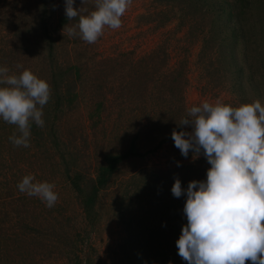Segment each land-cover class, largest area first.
Segmentation results:
<instances>
[{
	"label": "rangeland",
	"instance_id": "1",
	"mask_svg": "<svg viewBox=\"0 0 264 264\" xmlns=\"http://www.w3.org/2000/svg\"><path fill=\"white\" fill-rule=\"evenodd\" d=\"M76 2L79 0L74 7ZM229 2L239 13L240 3ZM166 4L165 0H132L121 18L122 26L116 30L106 26L94 44L78 36L77 42L63 28L61 34L55 32L60 66L72 67L62 76L66 83L61 94L66 97L71 90L77 99L69 109L63 107L60 121L54 113L46 116L50 121L44 126L62 124L53 161L35 146L29 155L36 150L34 170L38 168L42 176L33 182L54 184L58 200L48 208L31 199L38 219L26 222L37 230L28 227L23 231L29 236L7 241V252L0 250V264H187L176 247L187 224L183 213L187 197L175 198L171 188L175 178L185 190L190 181L206 180L211 166L202 154L194 158L190 152L185 158L172 139L161 141L179 128L188 108L205 101L220 99L238 107L260 100L264 106V0H248L244 14L229 22L240 36L237 40L230 38V32L218 34L211 17L200 14L193 18L174 3ZM94 10L89 5L87 12ZM55 16L58 20L65 16V0H56ZM67 37L76 43L68 42ZM226 37L232 42L230 49L223 48ZM230 50L232 56L227 55ZM45 65L35 75L42 80L46 77L50 86L52 79ZM235 70H239L237 75ZM162 74L173 75L166 81L168 86L177 80L182 88L179 99L169 90L162 92L169 99L168 107L156 99V81ZM141 79L149 85L143 96L141 88L136 89ZM155 113L170 119L168 130H162L153 118ZM7 124L0 119V127ZM6 133L0 129V165L11 152ZM133 143L144 156L123 159L104 187L89 182L97 180L110 157L124 154ZM64 154H71L72 160L66 158L72 161L70 172L63 166ZM74 171L84 177L83 193L68 180ZM20 179L16 174L7 180L11 187ZM89 192L94 199L90 209L84 198Z\"/></svg>",
	"mask_w": 264,
	"mask_h": 264
},
{
	"label": "clouds",
	"instance_id": "2",
	"mask_svg": "<svg viewBox=\"0 0 264 264\" xmlns=\"http://www.w3.org/2000/svg\"><path fill=\"white\" fill-rule=\"evenodd\" d=\"M65 0L67 20L78 23L64 26L69 37L94 44L105 27L122 26V16L132 0H95V10L74 7ZM82 5L85 0H81ZM22 68V65H17ZM0 119L16 126L8 139L16 147H30L31 122L43 127V107L49 102V84L30 70L9 74L0 67ZM180 128L191 131L171 133L174 146L187 158L201 154L211 166L206 180L190 181L183 189L179 178L171 188L175 198L186 195L183 213L187 224L176 241L178 255L187 264H264V106L260 100L233 107L217 99L187 109ZM177 166H180L179 163ZM24 176L18 190L38 197L45 206H55V185L33 182Z\"/></svg>",
	"mask_w": 264,
	"mask_h": 264
},
{
	"label": "trees",
	"instance_id": "3",
	"mask_svg": "<svg viewBox=\"0 0 264 264\" xmlns=\"http://www.w3.org/2000/svg\"><path fill=\"white\" fill-rule=\"evenodd\" d=\"M90 1L92 0H85V3L82 5L81 0H79V2H76L75 8L79 9L80 7H83L87 11L89 5L91 6V9L92 7L95 8V0H93L92 3H89ZM165 1L167 3L166 5L174 3L175 6H178L177 8H179L180 11H183L184 14L190 17L196 18L200 16V14L204 15L205 17H211L213 28H215L218 34L230 32V38H233L234 40L240 38L237 30L231 29L229 22L236 17L238 18V14H244L248 0H236V3H240L239 13H236L237 10L235 9L233 3L229 2V0ZM87 13L88 12H85L84 14L87 15ZM55 14L56 0H26L23 3L21 0H0V67H7L9 69V67L12 66V72H9V74H20L23 70H30L35 75L36 71L39 70V66H41L42 63L46 64L45 68L48 67L49 69L52 84L50 83V100L42 109V111H45L44 117H42L44 122H49L50 120L46 116L47 114L51 115L53 113L60 121L59 116L64 112L62 111L63 107H65V109L68 107L69 109L70 106L75 105V100L77 99V96L74 95L71 90L66 94V97H63L61 94L63 91V84L66 83L65 80H62V76L67 74L66 72L70 71L72 67L67 65V68L63 69L64 66H60V63L62 62H60L59 57H56L58 39H56L55 34H61L59 33L60 29L64 28V26L67 28V26L78 23L79 17L73 20H67L65 15L63 18L58 20ZM67 39L70 40L68 37ZM74 40L80 42L78 37H75ZM229 40L228 37L224 39V49H230L232 42H229ZM68 42H72L73 44L76 43L72 40ZM227 53V55L232 56L233 51L230 50ZM7 59H11L10 62H8V65L5 64ZM39 62L40 65H38ZM18 64L22 65L23 67L17 68L16 66ZM228 64L230 68H234L232 66L234 63L230 64L229 61ZM261 68L264 72V60ZM228 70L229 69H227L226 72ZM239 70H235L236 72L234 75H237ZM170 76L167 74H162L160 76L161 80L157 79L156 81V87L158 89L156 99L158 101H162V104L167 107L169 105V99L164 98L162 92L169 90L170 92L174 93L172 96H176L175 99H179L181 94L180 91L182 90V88L178 85L180 82L177 80L172 81L173 85H167L166 81ZM45 78H43V80L47 82L48 80ZM59 80L62 81L58 82ZM234 81L237 85L239 84L237 77L234 78ZM146 82L147 80L142 81L141 79L139 87L138 84H136L137 90L141 88L139 92V94L142 93L141 96H143V93L146 92V90L148 91L149 85L146 86ZM3 86L4 85H0V87ZM238 87L241 88V85H238ZM164 116V114L160 113H155L153 115V118L158 119V123L163 127V131L168 130L166 128L171 122L169 118L168 121H166L167 117L164 119ZM7 125L8 126L0 127V129H5L7 132L6 135L8 137L13 135V133H17V135L19 134L17 132L16 126L10 124ZM61 126L62 124L60 123L59 125L57 123H52L50 127L46 125L44 126L46 129H48L46 133L42 129L43 127H38L34 122H31L30 148L13 146L9 139V142L6 143V146H9V151L11 152L9 153V156H7V159L4 160V163L0 165V177H2V180L0 181V250L4 253L7 252L6 245H9L7 244V241L14 239L20 240L29 236V232L23 231L28 229V227L32 229V232L37 230L34 225H30L26 222V220L28 221L29 219L36 222L38 219L35 215L36 204H33L31 199L36 198L34 202L42 203V207H46L45 203H43L38 197H30L21 193L17 188L18 183L16 182H20L21 179L26 175H32L35 179L40 177L42 178V176L39 174L38 168L37 171L34 170L35 166H37L35 163L38 161L37 152L35 150L32 155H29L30 149L31 147L34 148V146L38 147L40 150L43 149V153L47 160H49L51 156V163L55 158L54 153L56 151V147H58L59 144L57 140L59 137L57 130L58 127L60 129ZM179 128L176 129V131H179ZM157 129L160 130V128ZM169 139H171V134L166 139H163L161 143H164ZM51 149H53V153L51 152ZM70 155L67 157L65 154L64 157L62 155L63 166L67 168V171L70 170L69 166L72 161L68 162L66 158L69 157L68 159L72 160ZM139 156L144 155L139 153L137 146L133 143L129 147L128 151H126L124 154H121L118 157H110L108 166H102L100 168V172L97 175V180L94 181L93 179H90L89 182H95L96 186L99 184L100 186L104 187L110 180L111 175L113 174V171L115 170L118 163H120L123 159ZM2 159L5 158L2 157ZM54 166H56V164ZM28 168L32 169V171L29 173L27 172ZM16 174L20 175L21 179L12 182L16 184L10 187L7 179L10 176L14 177ZM68 180H71L70 184L76 191L83 193L84 189L82 186H84V177L82 173H75L74 171L69 175ZM84 198H87L86 203L89 206L88 209H90L93 206V194L89 192L85 194ZM13 218H15V223L13 222ZM9 223L12 225H9ZM33 234L30 233V236Z\"/></svg>",
	"mask_w": 264,
	"mask_h": 264
}]
</instances>
